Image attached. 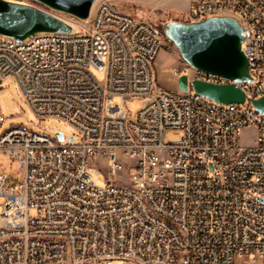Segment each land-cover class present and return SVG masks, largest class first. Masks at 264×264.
Masks as SVG:
<instances>
[{"label":"built area","instance_id":"built-area-1","mask_svg":"<svg viewBox=\"0 0 264 264\" xmlns=\"http://www.w3.org/2000/svg\"><path fill=\"white\" fill-rule=\"evenodd\" d=\"M225 9L245 33L243 104L195 93L194 80L231 81L185 62L172 73L188 77V92L160 89L164 35L106 1L84 20L66 14L77 36H0V79H14L39 118L68 119L81 136H0V153L19 164L16 175L0 170V264H264V114L252 104L264 97V0H189L187 21ZM132 99L143 101L136 117L121 106ZM250 128L256 144L245 147ZM169 130L180 140L167 142Z\"/></svg>","mask_w":264,"mask_h":264},{"label":"water","instance_id":"water-1","mask_svg":"<svg viewBox=\"0 0 264 264\" xmlns=\"http://www.w3.org/2000/svg\"><path fill=\"white\" fill-rule=\"evenodd\" d=\"M50 10L20 0H0V36L27 43L40 35L77 36L79 24L55 12L84 20L90 16L96 0H34ZM54 11V12H53ZM163 32L177 48L182 60L207 74L226 78L231 83L217 84L203 80L191 82V89L220 104H243L245 92L235 83H251L249 60L242 50L245 39L240 22L230 16H213L201 21H168ZM2 80L0 79V83ZM180 91L188 92V77L178 78ZM264 114V97L252 101ZM60 141L64 134H56ZM70 140H74L70 138ZM264 202V199L262 200Z\"/></svg>","mask_w":264,"mask_h":264},{"label":"rangeland","instance_id":"rangeland-1","mask_svg":"<svg viewBox=\"0 0 264 264\" xmlns=\"http://www.w3.org/2000/svg\"><path fill=\"white\" fill-rule=\"evenodd\" d=\"M33 3V0H20ZM106 1L111 3L117 10L130 14L137 18L144 19L155 26H164L168 21H187V10L189 0H96L94 6L99 2ZM36 5V4H35ZM38 6V5H37ZM40 7V6H39ZM56 14L77 23L70 16L55 12ZM79 24V23H77ZM184 64L175 45L165 38L164 46L161 49L154 63V77L157 86L173 94H180L178 78L172 71ZM0 106L1 113L5 117V122L0 126V136L12 128L23 127L54 137L58 132H63L69 138L71 136L80 140L81 136L69 123L58 118H39L31 107L26 103L18 83L14 79H6L0 83ZM130 117H136L143 107L142 99H132L128 104L121 102ZM181 133L169 130L167 142L180 140ZM242 143L245 147H252L256 144L257 131L254 128L241 131ZM96 163L103 167L101 171L102 179L95 177L97 185H106V162L98 160ZM0 170L8 174L16 175L19 172V164L11 157L0 153ZM114 180V176H109ZM1 213V209H0ZM115 264H124L115 262ZM236 264H246L245 261H238Z\"/></svg>","mask_w":264,"mask_h":264},{"label":"bare ground","instance_id":"bare-ground-1","mask_svg":"<svg viewBox=\"0 0 264 264\" xmlns=\"http://www.w3.org/2000/svg\"><path fill=\"white\" fill-rule=\"evenodd\" d=\"M225 16H234V9H225ZM68 123V119H62Z\"/></svg>","mask_w":264,"mask_h":264},{"label":"trees","instance_id":"trees-1","mask_svg":"<svg viewBox=\"0 0 264 264\" xmlns=\"http://www.w3.org/2000/svg\"><path fill=\"white\" fill-rule=\"evenodd\" d=\"M155 26V25H154ZM156 28H158V30L164 35V37L166 38L164 32H163V27L162 26H155Z\"/></svg>","mask_w":264,"mask_h":264}]
</instances>
